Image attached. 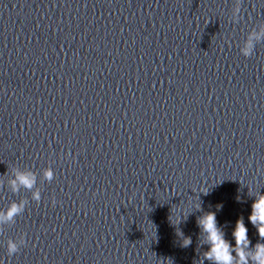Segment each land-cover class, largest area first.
<instances>
[{
	"label": "water",
	"instance_id": "95a60500",
	"mask_svg": "<svg viewBox=\"0 0 264 264\" xmlns=\"http://www.w3.org/2000/svg\"><path fill=\"white\" fill-rule=\"evenodd\" d=\"M192 2L0 0V174L27 167L41 188L37 204L0 187V208L29 199L0 264H77Z\"/></svg>",
	"mask_w": 264,
	"mask_h": 264
},
{
	"label": "clouds",
	"instance_id": "9594fccd",
	"mask_svg": "<svg viewBox=\"0 0 264 264\" xmlns=\"http://www.w3.org/2000/svg\"><path fill=\"white\" fill-rule=\"evenodd\" d=\"M241 3L242 0H234L229 17L230 23L237 24L241 21ZM261 43H264V22L258 23L247 32L241 42L239 52L245 58H250L253 56L256 46ZM68 155L71 154L66 153L65 158ZM72 162H76L74 156ZM39 179L41 182L48 183L55 179V173L50 163L49 166L41 169ZM5 185L13 195L24 190L30 193L31 201L37 204L41 201V188L38 186L37 173L27 167L20 168L15 165L7 167V171L0 174V187ZM246 187L248 189L247 195L253 200L247 219L256 230L257 242L253 245L249 239L248 228L245 226L243 217L236 220L231 232L233 243L226 238L223 227L218 225L216 213L204 212L196 220L200 229L198 247L206 246V250L201 253L198 259L199 264H205V261H207V264H264V193L260 191V188ZM207 192H204V194H207ZM58 203L59 201L52 197L51 204L55 206ZM28 204L29 199L20 198L19 200H11L5 208H0V229L14 225L17 218L24 213ZM221 207L222 205H218L217 209L219 210ZM196 210H201L200 204ZM179 236L183 237V233L179 232ZM5 243L6 255L10 258L26 246L23 233L16 239L8 238ZM191 244L190 237H183L182 247L187 248Z\"/></svg>",
	"mask_w": 264,
	"mask_h": 264
}]
</instances>
